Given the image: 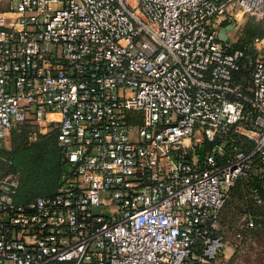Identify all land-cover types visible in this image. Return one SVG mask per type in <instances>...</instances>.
Returning a JSON list of instances; mask_svg holds the SVG:
<instances>
[{"label": "built area", "instance_id": "obj_1", "mask_svg": "<svg viewBox=\"0 0 264 264\" xmlns=\"http://www.w3.org/2000/svg\"><path fill=\"white\" fill-rule=\"evenodd\" d=\"M232 14L264 23V0H6L0 150L31 124L63 162L24 203L0 176V264H219L227 191H264V56L234 76L264 25L232 48L216 29Z\"/></svg>", "mask_w": 264, "mask_h": 264}, {"label": "trees", "instance_id": "obj_2", "mask_svg": "<svg viewBox=\"0 0 264 264\" xmlns=\"http://www.w3.org/2000/svg\"><path fill=\"white\" fill-rule=\"evenodd\" d=\"M222 25L224 27L227 23L222 22ZM250 32L258 34L257 27H252ZM244 42L245 40L236 48H242ZM252 67L253 57L251 52H246V57L241 60L239 69L234 73L235 79L245 85L251 76ZM232 138L237 147H245L235 135ZM10 140V149L0 150V176L9 172H16L18 174V185L13 195L14 201L24 203L36 196L54 193L58 186L63 162V154L57 143L56 134L48 132L38 135L34 140L28 141L27 126L21 125L10 131ZM258 186L259 183L254 178L239 179L231 189V196H234L237 192L243 195L244 198L251 200L254 206L259 205L256 204L250 195V188ZM260 196L264 202V191H260ZM226 204L227 202L225 201L220 212V223H222V211ZM244 206L248 211L249 218L255 220L253 221L254 229H261L264 226V214H256L249 205L244 204ZM247 220L248 218H245V229H252L253 226L251 228L246 227ZM255 230L250 232L253 233ZM46 264L66 263L64 261H50Z\"/></svg>", "mask_w": 264, "mask_h": 264}, {"label": "rangeland", "instance_id": "obj_3", "mask_svg": "<svg viewBox=\"0 0 264 264\" xmlns=\"http://www.w3.org/2000/svg\"><path fill=\"white\" fill-rule=\"evenodd\" d=\"M6 0H0V10H5ZM234 3L228 5L229 11H234L236 8ZM235 12V11H234ZM224 22L230 24V29L227 31V39L231 42L232 48L245 40L246 43H253L255 36H261L263 31V21H258L252 16L247 14H234L227 16ZM257 27L258 34H252L250 29ZM223 27L216 25V29L220 31ZM225 27V26H224ZM223 43L226 42L222 41ZM243 44V45H244ZM256 52L264 56V42L259 45V49L252 52L254 56ZM28 130V141L34 140L38 133L33 125H26ZM11 147L10 134L7 143V149ZM233 187V186H232ZM227 191V204L222 211V232L225 236L226 243L218 257L219 264H264V226L261 229L255 230L245 229V218H249L248 211L245 209L244 204L249 205L256 214H264V202L254 206L251 200L244 198L243 195L237 193L231 196V189ZM240 194V195H238ZM243 194V192H242ZM248 198V197H247ZM229 201V202H228ZM255 221L254 219H252ZM251 228V227H249ZM255 230L253 233L250 231ZM67 264V262H65Z\"/></svg>", "mask_w": 264, "mask_h": 264}, {"label": "water", "instance_id": "obj_4", "mask_svg": "<svg viewBox=\"0 0 264 264\" xmlns=\"http://www.w3.org/2000/svg\"><path fill=\"white\" fill-rule=\"evenodd\" d=\"M230 28H231V27L228 25V26L223 27V28L219 31L218 38L220 39V41H225V40L227 39L226 32H227ZM261 33H262V32H261Z\"/></svg>", "mask_w": 264, "mask_h": 264}, {"label": "crops", "instance_id": "obj_5", "mask_svg": "<svg viewBox=\"0 0 264 264\" xmlns=\"http://www.w3.org/2000/svg\"><path fill=\"white\" fill-rule=\"evenodd\" d=\"M221 24H222V23H221ZM222 28H223V27H222ZM222 28H221V29H222ZM226 35H227V32H226ZM226 42H230V41H229L228 39H226Z\"/></svg>", "mask_w": 264, "mask_h": 264}, {"label": "flooded vegetation", "instance_id": "obj_6", "mask_svg": "<svg viewBox=\"0 0 264 264\" xmlns=\"http://www.w3.org/2000/svg\"><path fill=\"white\" fill-rule=\"evenodd\" d=\"M228 25L230 26V24H228V23H227V25H226V26H228Z\"/></svg>", "mask_w": 264, "mask_h": 264}]
</instances>
